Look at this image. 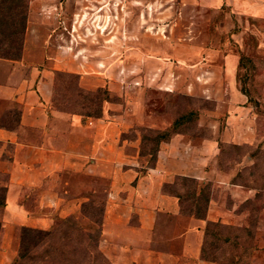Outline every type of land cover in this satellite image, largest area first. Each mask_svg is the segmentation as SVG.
Masks as SVG:
<instances>
[{
	"label": "rangeland",
	"instance_id": "rangeland-1",
	"mask_svg": "<svg viewBox=\"0 0 264 264\" xmlns=\"http://www.w3.org/2000/svg\"><path fill=\"white\" fill-rule=\"evenodd\" d=\"M223 1L29 0L23 46L26 43L32 51L36 45H44L59 62V69H79L83 81L101 78L126 92L119 101L133 100L127 106L129 113L133 107L145 117L121 135L137 138V145L130 142L127 146L130 152L137 149V168L150 162V143L143 141V148L140 144L141 134L148 133L146 126L160 128L176 119L174 128L185 131L186 140L196 144L217 135V164L226 176H214L224 181L202 179L198 185H204L231 212L215 219L221 224L214 228L218 239L211 254L216 256V264H227L237 254L241 257L238 264H264V0H250L258 4V14L246 12L244 4L239 7L235 0ZM230 52L239 57L232 74L226 70L225 57ZM53 75L58 77L56 72ZM75 81L73 77L56 78L57 95L77 92ZM231 111L239 116L230 120ZM249 126L255 129V136L248 141L238 142L237 136L226 133L228 127L241 133ZM112 168L101 163L60 171L57 180L62 192L67 190L64 195L84 197L76 213L54 214L48 228L72 215L94 233L100 218L101 264H197L196 258L181 253L176 236L184 227L196 224L188 218V211L194 208L189 204L194 182L177 177L180 175L161 189L182 193V216L158 212L150 240L146 234L128 237L123 235L124 225L138 224L140 214L125 206L117 214L118 236H102ZM6 180L7 173L0 171V182ZM228 180L242 184L239 188L249 195L233 199ZM121 186L120 192L126 194L128 185ZM38 188H27L28 206L38 203ZM114 220L115 214L108 212V226ZM0 221L4 223L1 204ZM20 230L21 225L0 230V264H10L16 256ZM226 235L228 241L223 240Z\"/></svg>",
	"mask_w": 264,
	"mask_h": 264
},
{
	"label": "crops",
	"instance_id": "crops-1",
	"mask_svg": "<svg viewBox=\"0 0 264 264\" xmlns=\"http://www.w3.org/2000/svg\"><path fill=\"white\" fill-rule=\"evenodd\" d=\"M235 1L239 7L244 4L246 12L258 14V4L255 2ZM43 46L36 45L30 51V47L24 43L19 58L0 56V171L7 173V180L0 182V185H6L4 230L22 224L48 228L54 214L76 213L83 194L65 196L63 192L67 190L63 189L62 192L57 180L59 172L68 166L90 167L107 163L113 167L110 173L111 187L108 190L111 198L106 199L102 226L105 239L118 236L117 214L125 206L129 212L132 209L138 211L140 222L124 225L123 235L146 234L148 240L155 232L158 212L182 216L177 196L161 189L162 183L171 182L176 174L194 176L200 181H224L217 178L226 176L217 164V135L206 137L196 144L186 140L184 133L177 132L168 141L160 143L155 165L140 172L136 168L139 164L137 149L132 152L127 150L130 142L137 145V138L130 140L121 137L122 132L145 118L142 113H135L133 107L132 114L129 113L127 106L128 103L133 104V100H126L125 103L122 100L105 101L100 117L52 108L53 74L55 69L61 67ZM225 58L226 70L232 74L239 57L230 52ZM68 69L79 74V83L83 87L106 85L118 96L126 95L122 88L114 87L112 81H102L101 78H98L100 81H83L81 70ZM238 116L239 113L231 111L228 117L232 120ZM234 130L228 127L226 133L233 134L235 139L238 137V142L241 139L248 141L255 136V129L251 126L241 133ZM227 183L233 199L237 200L246 193L239 188L242 184L232 180ZM122 184L128 185L126 194L120 192L124 187ZM31 186L39 187V201L28 206L27 188ZM229 211L211 198L206 218L218 219L219 215ZM108 212L115 214L113 226H108ZM188 218L196 224L184 227L176 235L180 238L181 253L196 258L197 264H216L200 257L205 219L194 216ZM3 243L2 237V246ZM2 252L0 248V262Z\"/></svg>",
	"mask_w": 264,
	"mask_h": 264
},
{
	"label": "trees",
	"instance_id": "trees-1",
	"mask_svg": "<svg viewBox=\"0 0 264 264\" xmlns=\"http://www.w3.org/2000/svg\"><path fill=\"white\" fill-rule=\"evenodd\" d=\"M28 7L29 0H0L1 57L16 59L21 56ZM55 72L58 74V77L75 78V86L77 89L75 93L58 96L55 86H53L50 104L51 106L56 105L55 107L57 109L80 113L84 116L100 117L103 113V103L105 101H119L121 99L106 85L95 88L81 86L77 72L63 69H55ZM56 78L54 77V81ZM64 88L68 91V87L64 86ZM241 90L247 94L243 88ZM176 123V119H173L164 127H145L148 133L141 134L140 144L143 148V141L146 140L150 143L147 145L150 162L143 167H136L138 171L144 172L147 168L155 165L157 153L162 141H168L177 132L185 133L182 129L174 128ZM121 135L124 136L123 133ZM139 154L143 155L141 149ZM176 176L183 179H190L194 182L193 189L189 192V204L194 208L190 209L188 214L205 219L203 240L200 246V257L216 262V256L211 254V248L213 247L214 240L218 239L214 228L220 225L221 222L206 218L208 204L213 196L205 191L204 185H198L201 181L196 177L184 174H176ZM164 183L169 182H163L162 184ZM5 193L6 185H0V204L2 207L6 204ZM169 194L177 196L179 211L183 212L182 193L173 192ZM81 205L85 207L84 202ZM103 211L104 206L102 207ZM96 222L98 227L94 233L85 230L72 215L61 218L52 228H41L22 224L19 247L16 256L10 264H26L27 261L28 264H101L103 260L102 253L98 248V242L102 220L99 218L96 219ZM3 226L4 223L0 221V230ZM223 240L228 241L229 237L226 235L223 237ZM87 255L93 256L91 258ZM240 258L239 254L235 255L234 258H228L227 264H238Z\"/></svg>",
	"mask_w": 264,
	"mask_h": 264
}]
</instances>
